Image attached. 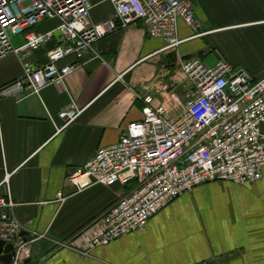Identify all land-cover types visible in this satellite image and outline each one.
Wrapping results in <instances>:
<instances>
[{"label": "crops", "instance_id": "obj_1", "mask_svg": "<svg viewBox=\"0 0 264 264\" xmlns=\"http://www.w3.org/2000/svg\"><path fill=\"white\" fill-rule=\"evenodd\" d=\"M193 4L200 36L180 22L181 44L167 49L138 22L97 44L101 60L87 55L62 86L39 94L3 95L23 69L16 57L0 62V199L15 205L30 264H264V169L257 182L199 186L150 219L144 231L87 254V235L80 238L129 189L96 185L77 191L69 177L143 119L145 97H152L153 108L167 104L169 117L181 114L192 88L181 70L184 61L199 58L213 66L225 60L254 80L264 78V0ZM91 18L96 24L115 18L113 5L93 0ZM58 24L45 20L34 31L46 33ZM13 42L21 46L23 37L13 36ZM53 46L34 52L32 66L48 64ZM73 106L84 113L58 132L60 112Z\"/></svg>", "mask_w": 264, "mask_h": 264}, {"label": "built area", "instance_id": "obj_2", "mask_svg": "<svg viewBox=\"0 0 264 264\" xmlns=\"http://www.w3.org/2000/svg\"><path fill=\"white\" fill-rule=\"evenodd\" d=\"M107 1L114 7L115 18L96 24L91 18L93 0H0V62L16 57L23 69L21 78L2 94L13 90L25 97L51 85L62 86L87 55L102 59L96 47L100 41L138 22L151 38L163 40L167 49L181 44L180 22L196 35L202 34L193 0ZM45 20L59 24L46 33L34 31ZM13 36L23 37V44L16 46ZM51 45L48 64L33 67L32 54ZM67 60L72 62L61 65ZM181 70L192 88L179 116L169 117L167 104L151 107L152 97H145L143 119L127 126L116 145L100 148L69 177L68 183L77 191L136 184L82 234L80 238L87 235L86 254L144 231L150 219L199 186L262 179L264 78L254 80L225 60L213 66L199 58L186 60ZM83 113L76 106L60 112L63 125L57 131L68 128ZM14 206L11 199H0V240L15 246L13 264H26L31 258L30 243L21 237L24 228L12 214Z\"/></svg>", "mask_w": 264, "mask_h": 264}, {"label": "water", "instance_id": "obj_3", "mask_svg": "<svg viewBox=\"0 0 264 264\" xmlns=\"http://www.w3.org/2000/svg\"><path fill=\"white\" fill-rule=\"evenodd\" d=\"M24 231L21 233V237L24 236ZM31 241V240H30ZM16 255L15 246L11 243H6L0 240V263L1 264H13ZM30 259L26 261V264H30Z\"/></svg>", "mask_w": 264, "mask_h": 264}, {"label": "trees", "instance_id": "obj_4", "mask_svg": "<svg viewBox=\"0 0 264 264\" xmlns=\"http://www.w3.org/2000/svg\"><path fill=\"white\" fill-rule=\"evenodd\" d=\"M135 183L133 182V183H131L130 185H129V187H126V188H128L129 190H131L133 187H135Z\"/></svg>", "mask_w": 264, "mask_h": 264}]
</instances>
